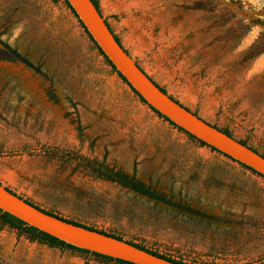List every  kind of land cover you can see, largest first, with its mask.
I'll return each mask as SVG.
<instances>
[{
  "label": "rangeland",
  "instance_id": "1",
  "mask_svg": "<svg viewBox=\"0 0 264 264\" xmlns=\"http://www.w3.org/2000/svg\"><path fill=\"white\" fill-rule=\"evenodd\" d=\"M94 1L160 88L264 156V0ZM77 157L163 201L98 178ZM0 184L187 264L264 263V179L141 103L63 0H0ZM85 262L109 264L0 223V264Z\"/></svg>",
  "mask_w": 264,
  "mask_h": 264
},
{
  "label": "water",
  "instance_id": "2",
  "mask_svg": "<svg viewBox=\"0 0 264 264\" xmlns=\"http://www.w3.org/2000/svg\"><path fill=\"white\" fill-rule=\"evenodd\" d=\"M66 1L100 51L148 107L204 143L206 147L226 155L232 161L251 169L264 179V156L228 136L179 102L177 103L170 95L162 92L136 61L126 53L124 47L116 41L114 34L105 23V18L98 12L91 0ZM0 210L30 227L91 253L132 264H176L142 250L125 240H119L52 216L19 198L2 184H0Z\"/></svg>",
  "mask_w": 264,
  "mask_h": 264
},
{
  "label": "trees",
  "instance_id": "3",
  "mask_svg": "<svg viewBox=\"0 0 264 264\" xmlns=\"http://www.w3.org/2000/svg\"><path fill=\"white\" fill-rule=\"evenodd\" d=\"M64 3L66 4V6L70 9V11L72 12V14L74 15V17L77 19V21L79 22L80 26L83 28L84 32L87 34V36L89 37V39L93 42L94 46L97 48L98 52L104 57L106 63L112 68V70L114 72H116V74L118 75V77L129 87V89L138 97V99L140 100L141 103L146 104V102L141 98L139 97V95L134 91V89H132L128 84L127 82L125 81V79H123L121 77V75L116 71V69L111 65V63L108 61V59L104 56V54L100 51V49L98 48V46L95 44V42L93 41V39L91 38V36L89 35V33L86 31V29L83 27L82 23L78 20V17L76 16V14L74 13V11L71 9V7L68 5L67 1L66 0H63ZM94 4V6L97 8L98 12L101 14V11L98 7V4L96 1L94 0H91ZM105 23L107 24V26L109 27L110 31L113 33V31L111 30L110 26L108 25L106 19H105ZM114 38L116 39V41L120 44V41L119 39L117 38L116 35H114ZM127 53V52H126ZM21 58V57H20ZM25 64H27L28 66L32 67V65L26 61L25 59H21ZM157 85V84H156ZM158 86V85H157ZM159 87V86H158ZM162 92L166 93V91L163 89V88H160ZM171 97V96H170ZM172 98V97H171ZM177 103L178 101L175 100ZM148 106V105H147ZM151 111H153L155 114L158 115V117L162 118L163 120H165L166 122H168L170 125H172L174 128H176L177 130L185 133L189 138H191L192 140H195L197 141L200 146H206L204 143L198 141L196 138H194L193 136L187 134L186 132H184L181 128H178L176 127L174 124H172L170 121H168L166 118H164L162 115H160L159 113H157L154 109L148 107ZM195 115H197L195 112H194ZM215 127V126H214ZM222 131V130H221ZM225 134H227L228 136H231L228 132L226 131H223ZM243 145H246L244 142H241ZM247 146V145H246ZM250 148V147H249ZM212 151H216L215 149L213 148H210ZM252 149V148H251ZM254 150V149H253ZM255 152H257L256 150H254ZM217 153L221 154L220 152L216 151ZM258 153V152H257ZM223 155V154H221ZM262 155V154H261ZM225 157H227L226 155H223ZM263 156V155H262ZM79 158L80 160V163L83 165V167L85 168H88L93 174H95L98 178L102 179V180H105V181H108V182H111V183H116L124 188H127L139 195H142V196H147L151 199H155V200H159V201H163V199H161L155 192H152L148 187H146L142 182L138 181L135 179L134 176H129L128 174L122 172L121 170H115L114 168L112 167H109L108 165L104 164V163H100L96 160H87L85 158H82V157H77ZM229 158V157H227ZM230 159V158H229ZM231 160V159H230ZM235 162V161H234ZM237 163V162H236ZM239 164V163H238ZM241 165V164H239ZM242 167L250 170L251 172H253L254 174L258 175L259 177H261L259 174L255 173L254 171H252L251 169L241 165ZM263 179V177H261ZM10 191V190H9ZM11 192V191H10ZM19 198L23 199L22 197L19 196ZM27 201V200H25ZM28 202V201H27ZM30 203V202H29ZM37 207V206H36ZM39 208V207H37ZM40 209V208H39ZM42 210V209H41ZM52 216H55L57 218H60L66 222H69V223H72L74 225H77V226H81V227H84V228H87V229H90V230H94V231H98L102 234H105V235H108V236H111V237H114V238H117L119 240H123L120 236H117L115 234H110V233H106V232H103V231H99V230H96L95 228H92V227H87V226H84L82 224H79L78 222H75V221H72V220H67V219H64V218H61L51 212H47L45 210H42ZM0 223L2 225H8L10 226L12 229L16 230L18 232V234H21V235H25L27 236L30 240H36L37 242L39 243H42V244H46L48 245L49 247H58V248H61V249H69V250H72V251H75V252H78V253H81V254H85V255H91V256H95L97 258H100L106 262H108L109 264H132V263H128V262H125V261H121V260H117V259H113V258H110V257H106V256H102V255H99V254H96V253H91L89 251H86V250H83V249H78L76 247H73L69 244H66L50 235H47L33 227H30L29 225L25 224L24 222L16 219L15 217L9 215L8 213H5V212H2L0 210ZM142 250H145L155 256H158L160 258H163V259H166V260H169L171 262H174L176 264H187V263H184L182 262L181 260H176L174 259L173 257L171 256H168V255H163V254H159L157 253L156 251H152V250H149L139 244H136V243H133L131 241H126ZM85 264H87L85 262ZM264 264V263H262Z\"/></svg>",
  "mask_w": 264,
  "mask_h": 264
}]
</instances>
